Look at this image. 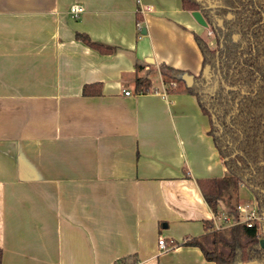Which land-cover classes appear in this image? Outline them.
I'll return each mask as SVG.
<instances>
[{"label":"crops","instance_id":"1","mask_svg":"<svg viewBox=\"0 0 264 264\" xmlns=\"http://www.w3.org/2000/svg\"><path fill=\"white\" fill-rule=\"evenodd\" d=\"M191 12L181 0H0L1 264H215L180 243L214 216L197 180L228 171L196 97L167 92L158 69L200 71L194 34L210 29ZM136 62L157 76L148 92L135 91Z\"/></svg>","mask_w":264,"mask_h":264},{"label":"trees","instance_id":"2","mask_svg":"<svg viewBox=\"0 0 264 264\" xmlns=\"http://www.w3.org/2000/svg\"><path fill=\"white\" fill-rule=\"evenodd\" d=\"M219 4L213 15L200 0H181L184 10L200 11L217 38V45L210 47L206 40L194 34L202 54L200 71L193 75L165 64L158 69L167 92L194 95L208 116L209 134L228 175L197 182L214 215L224 210L220 205L224 195L235 197V204L224 202L237 221L240 187L251 192L257 213L264 216V0H220ZM227 14L231 17L227 18ZM218 18L222 19L221 25ZM233 34H237L236 39ZM75 36L101 53L115 50L84 33L77 32ZM144 66L136 62L134 88L137 92L152 89L149 72L139 74ZM189 75L193 77L190 85L186 80ZM215 76H218L216 82ZM94 86L95 89L85 85L83 93H100V84ZM203 228L202 234L186 238L180 244L198 247L204 258L215 264H264L263 218L251 226L236 222L223 229L214 228L210 219L204 221ZM1 258L0 249V264ZM119 263L135 264V257L126 256Z\"/></svg>","mask_w":264,"mask_h":264},{"label":"built area","instance_id":"3","mask_svg":"<svg viewBox=\"0 0 264 264\" xmlns=\"http://www.w3.org/2000/svg\"><path fill=\"white\" fill-rule=\"evenodd\" d=\"M84 11V8L79 4H72L69 8V13L71 17L75 18L78 17ZM210 31L208 32L209 35ZM175 83L172 82L171 86H174ZM125 94H129V91H125ZM239 219L236 221L232 218L231 215L227 213H220L219 215H214L212 218L214 228L216 229H223L231 224L236 222H246L248 226H251L252 223L256 220H260L261 218L264 219V216H261L257 213L256 208H253L247 202H243L242 204H238L237 206ZM158 245L161 249L167 248V243L164 238H158ZM111 264H120L119 262H112Z\"/></svg>","mask_w":264,"mask_h":264},{"label":"flooded vegetation","instance_id":"4","mask_svg":"<svg viewBox=\"0 0 264 264\" xmlns=\"http://www.w3.org/2000/svg\"><path fill=\"white\" fill-rule=\"evenodd\" d=\"M200 1H202L203 3H206L207 4V6L210 8V10L213 12V15H215V10L218 8V6L220 5L219 4V1L220 0H200ZM231 17V15L230 14H227V18H230ZM216 18V17H215ZM219 20H221V22L219 23ZM217 22H218V24L219 25H221L222 24V19H220V18H218L217 19ZM208 27H209V29H210V33H209V35H208V37H212V39L211 40H213V44L211 45L209 42H208V45H210V47H215L216 45H217V38H216V35H215V33H214V31H213V29L211 28V26L210 25H208ZM237 38V34H233V39H236ZM217 79H218V76H215V82L217 81ZM214 82V83H215ZM246 189V188H245ZM248 190V189H247ZM249 191V190H248ZM250 192V191H249ZM251 193V192H250ZM252 195V194H251ZM252 198H253V196H252ZM253 201H254V198H253ZM254 203H255V201H254Z\"/></svg>","mask_w":264,"mask_h":264},{"label":"rangeland","instance_id":"5","mask_svg":"<svg viewBox=\"0 0 264 264\" xmlns=\"http://www.w3.org/2000/svg\"><path fill=\"white\" fill-rule=\"evenodd\" d=\"M204 37H205V32H204ZM205 39H209V41H207V43L209 42L211 45L213 44V40H211L212 37L208 38V36L206 35V38ZM150 76H151V80H153L154 82L157 80V76L156 75L150 73ZM247 193H248V198L246 200H244V201H239V199H238L239 204H242L243 202H247V203H249V205L251 207L256 208V205H255V203L253 201V198H252L251 193L249 191ZM224 201H228V202L230 201L231 204H235V197L234 198H229L227 195H224V200H221V204L220 205L224 209L223 210L224 213H227L228 215H230L229 212H228V211H230V208H228L225 205V202Z\"/></svg>","mask_w":264,"mask_h":264},{"label":"water","instance_id":"6","mask_svg":"<svg viewBox=\"0 0 264 264\" xmlns=\"http://www.w3.org/2000/svg\"><path fill=\"white\" fill-rule=\"evenodd\" d=\"M191 15L193 16V18L203 27H208V23L206 22V20L204 19V17L202 16V14L200 13V11L198 10H194L191 12ZM221 22V20H219V23ZM150 62H152L151 59H149ZM204 71H207V67L204 69ZM186 80L188 82V85H190L192 83L193 77L192 75H189L186 77ZM264 240H261V243L263 245Z\"/></svg>","mask_w":264,"mask_h":264}]
</instances>
